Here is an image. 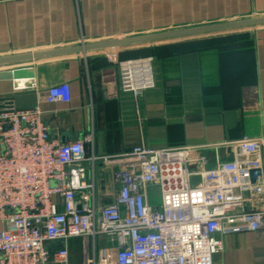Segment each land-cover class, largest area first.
Wrapping results in <instances>:
<instances>
[{"label":"crops","instance_id":"crops-1","mask_svg":"<svg viewBox=\"0 0 264 264\" xmlns=\"http://www.w3.org/2000/svg\"><path fill=\"white\" fill-rule=\"evenodd\" d=\"M261 15L264 0H0V57ZM235 34L217 44L180 39L2 65L0 72L31 74L0 79V99L34 93L52 137L92 130L106 154L141 143L162 148L264 137V26ZM138 57H152L155 85L135 101L119 90L117 63ZM62 82L70 85L69 101H42ZM204 153L208 165L216 155L231 157L223 148ZM96 176L109 203L117 191L110 170L99 168ZM221 238L213 264H264V220L257 230ZM98 241L101 248L113 245L105 235ZM67 245L68 264H85L83 239Z\"/></svg>","mask_w":264,"mask_h":264},{"label":"built area","instance_id":"built-area-1","mask_svg":"<svg viewBox=\"0 0 264 264\" xmlns=\"http://www.w3.org/2000/svg\"><path fill=\"white\" fill-rule=\"evenodd\" d=\"M152 60L119 61V90L138 101L153 88ZM14 96L0 99V264H68L71 238L83 239L85 264H213L223 234L262 227L264 137L106 154L92 130L52 137L37 102L18 109ZM69 100L68 82L42 98ZM222 148L230 159L208 165L204 151ZM99 168L117 187L109 203ZM155 187L159 205L150 203ZM100 235L113 245L101 248Z\"/></svg>","mask_w":264,"mask_h":264},{"label":"water","instance_id":"water-1","mask_svg":"<svg viewBox=\"0 0 264 264\" xmlns=\"http://www.w3.org/2000/svg\"><path fill=\"white\" fill-rule=\"evenodd\" d=\"M264 26V15L249 17L244 19H237L231 21H223L218 23H212L207 25H198L177 29H170L165 31L131 35L126 37H120L115 39H109L105 41L85 43L70 47H62L45 51H36L31 53H21L15 55H7L0 57V66L14 64L24 61H30L33 59H40L50 56H57L76 52H89L98 51L110 48H129L136 46H144L162 41L188 39L191 37L202 36L206 34H213L218 32H227L235 30H243L247 28ZM24 74H31L28 70H13L0 72V79H12L18 78ZM13 102L18 109L31 108L37 102V97L34 93L17 94L13 97ZM53 131H50V134ZM259 174V171L252 172V180Z\"/></svg>","mask_w":264,"mask_h":264},{"label":"rangeland","instance_id":"rangeland-1","mask_svg":"<svg viewBox=\"0 0 264 264\" xmlns=\"http://www.w3.org/2000/svg\"><path fill=\"white\" fill-rule=\"evenodd\" d=\"M238 31L239 30L227 31V32H218V33L206 34V35L197 36V37H191L188 39H196V38H202L203 37V40H196V41H201L202 44H206V45L207 44H215V43L217 44V43H221L223 41H227L228 39L225 37H229L230 35H238V34H235V33H238ZM204 37H206V38H204ZM229 39H231V37ZM194 43H196V42H194ZM147 45H151V44H147ZM147 45H144V46H147ZM136 47H139V46H136ZM194 180H196V179H194ZM150 195L152 196L150 203L153 205H159L160 204V193H159L158 187H155L154 191H150Z\"/></svg>","mask_w":264,"mask_h":264}]
</instances>
